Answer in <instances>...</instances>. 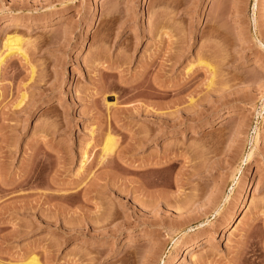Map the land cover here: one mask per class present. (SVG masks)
<instances>
[{
    "label": "rangeland",
    "instance_id": "1",
    "mask_svg": "<svg viewBox=\"0 0 264 264\" xmlns=\"http://www.w3.org/2000/svg\"><path fill=\"white\" fill-rule=\"evenodd\" d=\"M259 29L264 0H0V264H264Z\"/></svg>",
    "mask_w": 264,
    "mask_h": 264
},
{
    "label": "bare ground",
    "instance_id": "2",
    "mask_svg": "<svg viewBox=\"0 0 264 264\" xmlns=\"http://www.w3.org/2000/svg\"><path fill=\"white\" fill-rule=\"evenodd\" d=\"M258 41H259V43H260V45H263L264 46V40L262 39L263 38V36H264V30H262V29H259L258 30ZM213 35H215V34H213ZM8 46L10 47V50L9 51H13V50H18V51H21L22 49H23V47H22V45H21V43H22V39H21V36H19V34H16V33H14L13 35H11V36H9L8 38ZM11 51V52H12ZM22 52H23V50H22ZM3 60V58H0V63H1V61ZM201 63V62H200ZM192 66V65H191ZM208 66L211 68V70H213V66L212 65H210V64H208ZM208 67V68H209ZM192 70V67H189V72ZM212 75H213V73H212ZM114 100H115V97H114ZM109 101V100H108ZM110 103H113L114 104V102H110L109 101V104ZM111 139V138H110ZM109 139V140H110ZM109 143L110 144H107V146L105 147V152H106V154L107 153H110V152H112L113 151V147H114V143L110 140L109 141ZM86 151L83 153V158H82V161H81V166L80 167H83L85 164H86V162H87V160H88V155H86ZM251 156V153H248L247 155H246V158H249ZM182 210V209H181ZM185 220V219H184ZM190 220V219H189ZM234 220V217L232 216L231 218H229L228 219V221H227V223H230L231 221H233ZM185 222V221H184ZM187 222V221H186ZM185 222V223H186ZM185 223H183L182 225H185ZM200 223V222H199ZM198 223V224H199ZM179 224H181V223H179ZM181 227V226H180ZM185 227H187V228H189L190 227V223L188 224V222H187V224H186V226ZM248 245V244H247ZM247 247V246H246ZM187 251L185 252V255L187 256V257H189L188 255H190V252H191V248H190V246H187ZM252 249V248H251ZM242 250H244V249H242ZM248 250H250V249H248ZM254 250V249H253ZM245 251V253H247V251L246 250H244ZM244 251H243V255H245L244 254ZM253 252V251H252ZM247 254H250V253H247ZM250 255H252V254H250ZM254 255V254H253ZM241 256H242V254H241ZM243 257V260H244V256H242ZM253 257V256H252ZM252 257H250L249 255H245V260L247 259L248 261L250 260V261H252L253 263H254V261L255 260H253V259H255L254 257L252 258ZM258 257V256H257ZM32 258V257H31ZM252 258V259H251ZM243 260H242V262H243ZM262 260V259H261ZM252 262H250V263H252ZM28 264H39V262L37 261V259L36 258H32L31 260H30V262H27ZM248 264H249V262H248Z\"/></svg>",
    "mask_w": 264,
    "mask_h": 264
}]
</instances>
